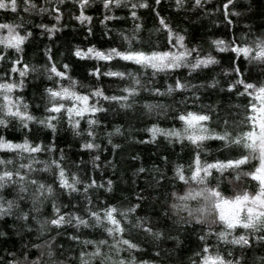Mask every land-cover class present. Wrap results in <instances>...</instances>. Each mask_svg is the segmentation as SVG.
I'll return each mask as SVG.
<instances>
[{
    "label": "snow or ice",
    "instance_id": "1",
    "mask_svg": "<svg viewBox=\"0 0 264 264\" xmlns=\"http://www.w3.org/2000/svg\"><path fill=\"white\" fill-rule=\"evenodd\" d=\"M152 2L161 4V0ZM187 2L175 0V7L182 9ZM207 2L190 0V5L203 9L205 13L222 11L225 28L232 34L227 38L213 39L211 50L205 52L199 43L189 46L185 35L175 31L154 8L152 10L158 20L155 31L163 32L165 43L161 47L151 43L150 37L145 40L139 34L142 25L136 23L140 19L137 10L150 8V0H100L105 13L100 23L117 19L114 14L110 15L114 9L128 10L127 15L134 21L133 28L130 34L120 33L127 46L122 49L77 46L75 57L97 62L118 58L140 69L137 72L121 71L104 65L107 70L102 72L99 64L89 67L88 74L97 81L101 76L130 81L121 88L125 94L109 95L99 84L86 85L71 76L68 71L71 65L67 62L58 64L51 47L45 49L47 59L44 64L34 65L24 60L23 46L33 33L24 30L22 34L24 16L19 14L21 9L26 14L54 15L57 23L39 25L44 30L41 35L52 37L58 30L62 18L60 6L65 0H56L50 8L38 4V0H0V10L17 14L14 20H0V62L7 61L6 70L0 72V152L3 153L0 155V221L6 225L7 218H13V230L19 229L16 231L18 236L22 239L25 234L31 237L35 230V239L40 241L33 243L31 238L24 241L18 250L20 259L0 261V264H72L73 260L76 264H156L154 260L137 257L142 244L125 235L132 230L144 233L155 242L156 257L161 255V241L175 240L176 245H180L179 233L184 232L196 234L199 249L193 253L195 259L189 258L188 264H264V32L257 34L248 23H245L247 31L242 29L239 34L232 31L243 15L236 6V0H220V7L211 10L205 7ZM93 3L94 0H74L78 6L75 19L90 25L92 16L85 9ZM87 32H92L90 26ZM219 53L232 54L228 66L223 68V76L227 77L223 83L213 76L197 85L176 75L173 82L155 86V78L162 72L175 75L176 70L187 68L190 75L196 70L219 65ZM149 69L150 73L147 72ZM14 73H18L19 79L13 78ZM30 75L33 79L45 77L48 82L41 94L44 115L40 117L29 110V102L23 95L16 94V90L25 87L26 78ZM146 75L151 78L142 81L141 77ZM202 87L212 91L219 89V99L201 103L198 89ZM80 88L87 90L80 91ZM141 92L173 98L177 92L187 93L179 100L174 99L173 103L145 102L143 107L147 113L156 111L162 116L170 110L177 113L174 119L179 122V127L164 128L152 123L146 129L150 134L146 140L156 143L158 136H163L167 142L165 151L167 145L175 147L179 143L181 149L189 153L188 162H179L182 157H178L171 176L162 168H154L149 183L136 192V202L128 207L115 204L94 206L90 191L105 185L91 177L82 179L77 172L65 167L62 149L59 158L40 159L37 153H52L56 145L51 141L37 143L30 140V124L35 123L55 133L57 122L66 120L77 136L87 133V137H91L79 145L81 149H99L100 145L94 138L97 135L95 126L101 121L95 114L108 110L101 101L129 109L139 102L137 97ZM182 104L199 107L198 110L181 109L178 106ZM82 120L86 121L87 127L82 128ZM10 127L21 129L22 140L8 138L6 133ZM114 131L119 133L121 128L117 126ZM209 141L218 143L209 145ZM109 143H112L111 139ZM213 150L226 155L224 158H205ZM99 159V156L92 158L95 168L100 167L95 163ZM162 159L167 162L168 156ZM80 163L82 161H77V166ZM145 171L144 167L138 169V173ZM49 172L52 174L51 183L38 175ZM242 180L247 186H240ZM112 183V180H107L108 191L112 190ZM65 194L72 198L69 199L71 208L63 201ZM161 195L171 197L161 217L162 228L154 227L147 215H133L150 198L158 199ZM81 199L86 202L83 213L75 210ZM65 208L69 210L64 211ZM169 219H172L171 224L167 223ZM65 226H72L74 230L102 229V238L81 240L80 235L68 233ZM53 229L63 231L64 235L87 250H79L75 254L69 252L68 258L61 259L63 252L58 253L54 244L56 234L40 240ZM10 235L0 231V237ZM59 247L63 248L62 245ZM32 249H36L37 254H33Z\"/></svg>",
    "mask_w": 264,
    "mask_h": 264
},
{
    "label": "trees",
    "instance_id": "2",
    "mask_svg": "<svg viewBox=\"0 0 264 264\" xmlns=\"http://www.w3.org/2000/svg\"><path fill=\"white\" fill-rule=\"evenodd\" d=\"M56 0H50L46 3L45 0H38V4H44L45 7L55 4ZM152 6L150 8L138 9V16L140 19L136 23L142 25L140 35L147 40L151 38V43L164 46L165 38L163 32L155 31L158 25V20L153 8L159 11L162 16L165 17L167 22L174 28L175 31L181 32L186 37V43L191 46L195 43H199L203 51H210L211 42L213 39L227 38L231 35V31L225 28V21L223 20L222 11H216L214 13H205L203 9H195L190 5V0L186 3L182 9L175 7V0H161L160 5H156L150 0ZM236 6L243 12V15L239 18L238 25L232 30L236 34H239L245 28V23L251 24L253 30L259 34L264 32V0H236ZM61 7V21L58 25V30H55L52 37H48L46 34L41 35L44 30L39 27L41 23L52 24L57 23L54 19V15L32 13L26 14L21 12L19 14L24 16V29H21L23 34L24 30H31L33 35L25 41L24 51L22 53L25 62L29 64H44L46 62L45 49L51 47L52 55L58 64L67 62L71 65L68 70L70 75L77 80L84 82L86 85L99 84L105 92L109 95H123L121 88L130 83L127 78L121 79L118 77L101 76L99 81L94 76H90L87 72L89 67L99 64L101 71L107 69L103 67L112 68L113 70H128L131 72L140 71L139 67L122 60L114 59L113 61H99L89 58H78L74 55V50L77 46L81 48H87L90 45H95L100 49H107L109 47H126V42L122 41L121 32H128L133 28V19L127 15V9L113 10V13L117 19L111 21H105L100 23L103 19L104 10L101 7L100 0H94V3L87 7L85 10L88 15L92 16L90 25L88 23H81L75 19V15H78V6L74 4V0H65V3ZM206 8L211 10L212 8L220 7V0H208L205 5ZM17 14L11 12H4L0 10V20H14ZM236 19L235 17H233ZM60 25H63L62 27ZM91 27L92 32L88 33L87 28ZM109 33V34H105ZM71 50V52H70ZM215 54V53H214ZM231 53H219L220 64L208 69H200L192 72L190 75L187 68H181L176 70L175 75H169L166 73H160L155 78V86L160 87L167 83L173 82L176 75L182 76L185 79L190 80L193 84H199L203 80H211L213 76L221 80L223 83L227 77L223 76V68L229 64V56ZM7 61L0 62V72L5 71V65ZM126 65V68H125ZM150 69L147 70L150 73ZM14 79H19L18 73L12 74ZM150 76L141 77L142 81L150 79ZM45 77L33 79L30 75L26 78V84L23 89L16 90V94L23 95L29 102V110L36 116L40 117L44 115V105L41 98L43 88L47 85ZM64 83L68 81L65 79ZM80 91H86L85 88H80ZM201 93V103H211L219 99L217 92L212 91L208 87H202L198 89ZM187 93L175 94V97L158 96L147 92H141L137 100V104L133 108L120 109L117 104H109L107 101H101L108 109L104 112L96 113V118L101 123L95 126L96 137L95 143L100 145L99 149H81L79 145L84 142L85 139H91L87 137V133L83 136H77L72 128L67 124L66 120L57 122V131L52 132L51 129L43 128L35 123L30 124L31 133L30 140L35 142L48 143L51 141L55 143L56 148L52 153L41 152L37 153L38 157L42 160H47L50 157L59 158L60 150L64 152L63 165L70 171H75L81 178L91 177L96 179L99 183L104 184V188H94L90 191L89 195L93 200V205L97 207H103L105 204H115L117 207H128L132 203L136 202V192L143 189L149 183V177L152 175L154 168L164 169L169 176H171V170L176 162L177 158L182 157L179 162L187 163L189 153L185 149H181L180 144L177 143L175 147L167 145V151L164 150L167 142L163 136H158L157 142L152 143L146 140V137L150 134L146 131L152 123H158L161 127H179V122L174 119L177 115L175 111H168L166 116L159 115L156 111L147 113L144 110V103H173L174 99L179 100L181 95ZM232 100L235 102L236 98ZM243 104V98L240 100ZM39 105V106H38ZM179 108H188L192 110H198V105L195 104H182ZM243 109L241 108V111ZM15 123V121H13ZM82 128L87 127L86 121H81ZM119 126L121 132L117 133L114 129ZM111 133L109 136L108 134ZM8 138H15L22 140L23 135L19 127H10L6 133ZM111 139L112 143H109ZM209 145H215L218 141H209ZM117 145V147H113ZM0 155H3L0 152ZM167 155L168 161L165 162L162 157ZM226 153H216L214 150L205 158H211L212 156H219L224 158ZM93 156H99L100 159L95 163L100 167L95 168L92 163ZM77 161H82L78 166ZM144 167L146 169L143 173H138V169ZM41 179H47V182H52V174L39 173ZM112 180V190H107V180ZM240 186H247L243 180L240 182ZM69 199L65 194L63 201L65 204H69ZM170 195H161L158 199L150 198L145 206L138 209L133 215L149 216L151 218L152 225L157 228L163 227L161 217L164 209L168 207L170 201ZM85 201L80 200L77 209L81 213L84 211ZM25 207L27 205H24ZM69 208L71 205L69 204ZM69 208L63 209L68 211ZM47 214V213H45ZM174 219V217L172 218ZM172 219L167 220L168 224L172 223ZM68 233H75L80 235L81 240L89 239L96 240L102 238V229L97 228H81L80 230H74L72 226H65ZM190 227V226H189ZM198 227V226H197ZM13 230V218H7V224L0 221V231L11 233L8 237H0V261H11L13 258L20 259L19 251L24 241L32 239L33 243H39V240L35 239V230L31 237L26 234L18 236L16 231ZM56 234V240L54 244L57 248V252H63L61 259L68 258V253H78L79 250L84 249L82 244H79L71 240L67 235H64L63 231L59 229H53V232L46 233L40 237V240L46 239L48 236ZM126 236L133 238L134 240L142 244V250L136 253L139 259H150L156 261V264H188L189 258L195 259L193 253L198 251L197 236L195 233L188 235L184 232L179 233L182 243L176 245L175 240H163L159 243L161 251L160 257H156L153 248L154 241L142 232L132 230L126 232ZM173 235H176L173 232ZM15 245V247H13ZM62 245L61 249L59 246ZM90 247V246H89ZM107 250V248L105 249ZM33 254H37L36 249H32ZM121 255H127V253H121ZM72 264H76L75 260Z\"/></svg>",
    "mask_w": 264,
    "mask_h": 264
}]
</instances>
